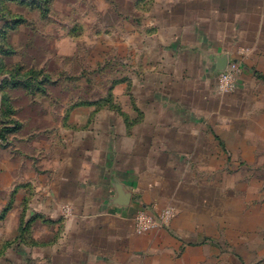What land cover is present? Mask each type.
Wrapping results in <instances>:
<instances>
[{
  "label": "rangeland",
  "instance_id": "obj_1",
  "mask_svg": "<svg viewBox=\"0 0 264 264\" xmlns=\"http://www.w3.org/2000/svg\"><path fill=\"white\" fill-rule=\"evenodd\" d=\"M185 1L0 0V264H103L67 239L77 211L63 201L68 173L82 172L76 150L90 131L96 136L97 120L108 111L129 120L131 75L144 74L145 39L155 36L156 22L182 16ZM259 42V55L244 64L251 51H239L234 61L244 68L223 103L243 127L236 143L226 158L196 164L203 179L218 172V184L203 190L215 202L205 212L217 217V262L207 247L200 259L195 253L177 264H264V26ZM197 228L209 236L208 224Z\"/></svg>",
  "mask_w": 264,
  "mask_h": 264
},
{
  "label": "crops",
  "instance_id": "obj_2",
  "mask_svg": "<svg viewBox=\"0 0 264 264\" xmlns=\"http://www.w3.org/2000/svg\"><path fill=\"white\" fill-rule=\"evenodd\" d=\"M209 1L193 8L186 0L182 16L171 14L153 25L155 36L143 45L144 74L131 75L136 86L130 90L129 120L108 111L110 117L94 123L98 137L90 131L77 146L82 172L68 173L72 179L63 201L77 210L68 221L67 239L73 250L83 248V257L96 255L103 264H177L195 253L200 259L208 247L206 254L217 262L220 248L211 228L217 217L205 212L215 202L204 191L218 184V172L203 179L196 164L226 158L228 146L236 143L234 133L243 129L230 115L232 106L223 108L232 93L218 92V68L222 60L237 59L243 48L251 51L243 62L239 57L243 64L259 55L264 0ZM125 195L130 201L122 204ZM168 205L177 209L169 229L136 234L139 210ZM203 224L209 225V236L197 228Z\"/></svg>",
  "mask_w": 264,
  "mask_h": 264
},
{
  "label": "built area",
  "instance_id": "obj_3",
  "mask_svg": "<svg viewBox=\"0 0 264 264\" xmlns=\"http://www.w3.org/2000/svg\"><path fill=\"white\" fill-rule=\"evenodd\" d=\"M240 72L241 66L236 61H228L227 66L218 72V92L222 95L235 92ZM156 213L147 210H139L137 212L134 217V223L139 234H146L152 229L168 225L175 217L174 209L169 206L161 211L157 210Z\"/></svg>",
  "mask_w": 264,
  "mask_h": 264
},
{
  "label": "water",
  "instance_id": "obj_4",
  "mask_svg": "<svg viewBox=\"0 0 264 264\" xmlns=\"http://www.w3.org/2000/svg\"><path fill=\"white\" fill-rule=\"evenodd\" d=\"M228 59L226 60H222L220 63H219V70H223L226 66H227V63H228ZM130 201V195H125L123 198H122V204H127L129 203Z\"/></svg>",
  "mask_w": 264,
  "mask_h": 264
},
{
  "label": "trees",
  "instance_id": "obj_5",
  "mask_svg": "<svg viewBox=\"0 0 264 264\" xmlns=\"http://www.w3.org/2000/svg\"><path fill=\"white\" fill-rule=\"evenodd\" d=\"M33 71V70H32ZM28 83V82H27Z\"/></svg>",
  "mask_w": 264,
  "mask_h": 264
}]
</instances>
